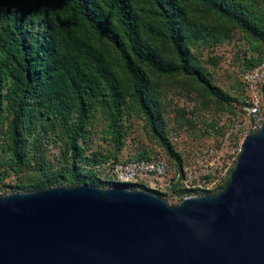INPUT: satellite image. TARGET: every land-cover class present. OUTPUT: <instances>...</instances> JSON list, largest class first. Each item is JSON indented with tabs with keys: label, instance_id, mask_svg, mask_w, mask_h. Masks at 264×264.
<instances>
[{
	"label": "rangeland",
	"instance_id": "1",
	"mask_svg": "<svg viewBox=\"0 0 264 264\" xmlns=\"http://www.w3.org/2000/svg\"><path fill=\"white\" fill-rule=\"evenodd\" d=\"M236 1L248 8L246 15L264 30V3ZM131 3L145 22V26L141 27L144 40L162 62L174 63L168 44L155 33L156 25L150 17L148 4L144 0H131ZM184 6L190 22L185 42L189 67L197 70L203 80L216 86L230 99L219 100L206 93L200 80L181 70L173 74L160 73L133 58L137 66L145 69L150 80L147 89V103L152 112L150 118L137 105L129 75L117 51L108 41L97 38V46L107 55L121 87V128L118 134L114 133L109 124L107 105L94 101L82 137L77 141L82 145L80 156L73 164L80 174L91 175L104 184L99 187L116 185L105 173L109 160H127L138 156H162L169 161L174 172L183 174L184 180V173L190 174L185 187L179 180H172L158 189L131 183H134L133 188L162 194L157 195L170 204H176L189 195L214 193L228 181L238 156L228 164L239 144L233 138L232 130L233 121L239 116V78L243 71L264 61V35L256 36L195 4L185 3ZM8 90L6 81L1 89L4 97L0 109V194L32 191L29 186L39 180L68 176L71 155L66 147L65 126L37 111L21 127L19 163L10 158ZM211 148L219 152L218 159L212 156L215 162L213 168L208 164ZM183 167L191 170L183 173ZM58 185L68 184L62 180Z\"/></svg>",
	"mask_w": 264,
	"mask_h": 264
},
{
	"label": "water",
	"instance_id": "2",
	"mask_svg": "<svg viewBox=\"0 0 264 264\" xmlns=\"http://www.w3.org/2000/svg\"><path fill=\"white\" fill-rule=\"evenodd\" d=\"M240 147L223 188L176 204L119 183L0 194V264H264V124Z\"/></svg>",
	"mask_w": 264,
	"mask_h": 264
},
{
	"label": "trees",
	"instance_id": "3",
	"mask_svg": "<svg viewBox=\"0 0 264 264\" xmlns=\"http://www.w3.org/2000/svg\"><path fill=\"white\" fill-rule=\"evenodd\" d=\"M144 1L156 25L155 33L168 44L174 63L162 62L144 40L141 27L145 22L131 0H0V109L4 97L1 89L7 81L6 101L11 113L10 158L19 163L21 127L36 111L65 126L66 147L71 155L68 176L39 180L30 185V189L58 185L62 180H66L68 185H104L91 175L80 174L73 164L80 156L82 145L77 141L82 137L94 101L107 105L112 131L118 134L121 128V87L107 55L97 46V38L108 41L117 51L129 75L137 105L152 118L147 103L150 80L145 69L137 66L133 58L160 73L173 74L181 70L200 80L206 93L219 100L230 99L216 86L203 80L197 70L189 67L185 42L190 22L185 3L220 15L256 36L264 35V30L246 15L248 8L236 0ZM254 1L264 3V0ZM122 185L134 187V183Z\"/></svg>",
	"mask_w": 264,
	"mask_h": 264
},
{
	"label": "built area",
	"instance_id": "4",
	"mask_svg": "<svg viewBox=\"0 0 264 264\" xmlns=\"http://www.w3.org/2000/svg\"><path fill=\"white\" fill-rule=\"evenodd\" d=\"M264 81V61L243 71L239 78V90L241 101L239 104V116L233 121V138L239 143L232 156L233 158L240 152V142L244 136L257 132L264 124V101L261 86ZM211 161L208 162L211 168L215 166L212 158L218 159L217 149H209ZM213 156V157H212ZM209 161V160H208ZM217 161V160H215ZM207 163V161H206ZM221 165V164H220ZM221 168V166H220ZM223 168L224 170H227ZM183 173L189 168H182ZM107 178L119 184L138 183L141 186H148L152 189L162 188L172 180H179L182 185L187 186L190 174L185 175L178 171L174 172L169 161L162 157L132 158L127 160H109L105 170ZM224 173V172H223Z\"/></svg>",
	"mask_w": 264,
	"mask_h": 264
}]
</instances>
